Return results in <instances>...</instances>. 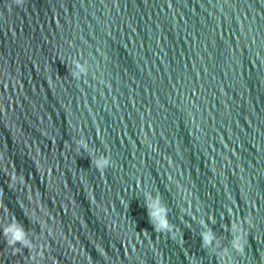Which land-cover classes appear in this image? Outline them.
I'll list each match as a JSON object with an SVG mask.
<instances>
[{"label":"water","instance_id":"water-1","mask_svg":"<svg viewBox=\"0 0 264 264\" xmlns=\"http://www.w3.org/2000/svg\"><path fill=\"white\" fill-rule=\"evenodd\" d=\"M14 223L32 247L0 233V264H264V0H0V229Z\"/></svg>","mask_w":264,"mask_h":264},{"label":"clouds","instance_id":"clouds-1","mask_svg":"<svg viewBox=\"0 0 264 264\" xmlns=\"http://www.w3.org/2000/svg\"><path fill=\"white\" fill-rule=\"evenodd\" d=\"M19 3L20 0H17ZM75 68V71L72 73L74 79L79 80L83 75H86L89 71V65L85 62H80L76 60L72 63ZM76 150L84 149L88 150L87 141L84 139H80L75 142ZM92 165L100 171H103L105 168L111 165L110 157L103 155L99 158H92ZM146 208L148 209V214L150 221L153 223V227L156 231L159 232H170L171 225L167 221V210L164 208L158 200H154L152 203L146 204ZM232 238L230 240L229 246L234 251H241L244 247L243 242V225L237 224L233 225L232 229ZM0 233H2L7 238V243L9 246H23L27 248L32 247L31 240L27 237L25 229L19 224H11L7 227L0 229ZM201 241L202 246L206 249L217 248L219 247L217 237L215 234L209 230L205 229L201 233Z\"/></svg>","mask_w":264,"mask_h":264}]
</instances>
